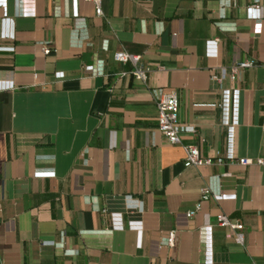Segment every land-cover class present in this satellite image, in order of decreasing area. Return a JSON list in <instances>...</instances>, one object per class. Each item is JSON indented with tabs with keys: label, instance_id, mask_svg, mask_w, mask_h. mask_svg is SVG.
<instances>
[{
	"label": "crops",
	"instance_id": "0c3cea01",
	"mask_svg": "<svg viewBox=\"0 0 264 264\" xmlns=\"http://www.w3.org/2000/svg\"><path fill=\"white\" fill-rule=\"evenodd\" d=\"M251 5L264 0H100L99 17L79 2L72 18L70 0H0V81L14 84L0 91V264H264V19L244 18ZM116 52L150 69L144 83ZM242 61L234 81H210ZM152 89L173 91L193 125L180 145L222 164L182 165ZM202 187L223 199L184 216Z\"/></svg>",
	"mask_w": 264,
	"mask_h": 264
},
{
	"label": "built area",
	"instance_id": "2783aa9c",
	"mask_svg": "<svg viewBox=\"0 0 264 264\" xmlns=\"http://www.w3.org/2000/svg\"><path fill=\"white\" fill-rule=\"evenodd\" d=\"M100 0H70V17L76 18L78 17V3H89L93 8V13L95 17H99L101 15L99 8ZM21 13L18 11L17 16H20ZM244 18L248 21H259L264 19V7H260L259 5H251L244 9ZM3 19V13H2ZM5 21V20H4ZM3 23V22H2ZM5 25V22L3 23ZM2 35L4 38L12 39V34L10 33L6 35ZM216 40L211 41L210 46L215 48ZM41 51L43 55H47L49 53V49L47 45L41 44ZM113 61L117 63H129L132 66L129 75L141 82L144 83L146 75L150 72V69L146 66H141L139 64V57L134 56L125 52H116L112 55ZM253 66L251 61H242L232 63L229 67L228 74H224L223 69H221L220 76L217 77L215 75L210 76V81L220 84L221 81L226 78L228 81H234L236 75L239 71L243 69H247ZM86 71H92V67H86ZM124 76V74H121ZM60 78L61 76H56ZM14 89V84L11 81H0V91H10ZM229 89L225 91L228 93ZM150 97L152 99L154 109H155V121H156V131L169 143L170 145H179L183 152V160L182 165L184 167L188 166H208L211 164L220 165L223 163V159H221L217 154L214 159L207 157H200L198 150L194 146L190 145H180V135L182 134H194L195 130L193 125L180 123L178 120V101L175 93L171 90H162V89H152L149 91ZM226 123H222V126ZM227 161L232 162L236 161V163L240 166H246L251 164L249 160L246 159H234L232 156H228ZM255 164H263V159H256ZM213 197L215 201H221L223 197L219 194H213L207 187H202L199 190V200L195 205L194 209L186 212L184 216L189 217L196 213L200 208V202L207 200L208 198ZM102 213L106 212V209L103 208L100 210ZM215 222L218 226L223 228L224 236L234 243L238 245H242L244 241V233H243V225L241 221L237 218H230L224 212H218L215 215ZM174 232L168 231L166 234V244L169 247H172L174 244ZM204 263H209L208 260H204ZM249 264H254L250 262Z\"/></svg>",
	"mask_w": 264,
	"mask_h": 264
}]
</instances>
